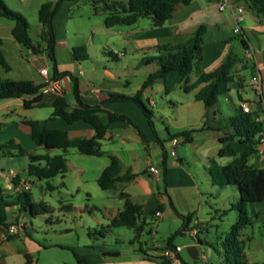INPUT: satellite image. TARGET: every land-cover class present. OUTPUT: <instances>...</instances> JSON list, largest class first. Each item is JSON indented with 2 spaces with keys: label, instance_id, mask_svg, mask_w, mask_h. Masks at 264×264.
I'll use <instances>...</instances> for the list:
<instances>
[{
  "label": "crops",
  "instance_id": "obj_1",
  "mask_svg": "<svg viewBox=\"0 0 264 264\" xmlns=\"http://www.w3.org/2000/svg\"><path fill=\"white\" fill-rule=\"evenodd\" d=\"M4 1L10 9L22 14L28 22L31 20L30 18H33L34 22L39 23L38 13L42 4L57 0ZM243 1L248 3L249 0H233L236 5L244 8V21L241 25L242 34L240 37L246 41L247 46L252 50L253 56L250 59L253 61V64L246 65V63L242 62L233 55L232 48L234 42L232 39L236 37L234 34V29L236 27L234 13L231 9L221 11L218 6L219 0H193V2L189 5L179 6L169 21H167L163 26L159 28L157 27L160 34H158L159 32H156L157 34L149 41H139L137 39L141 34L140 30H137L136 28L138 25L137 23L136 25L131 26L132 28L129 30L117 32L121 41L113 42L112 44L115 46H122L125 52H143L151 49L157 53L156 47L158 45L184 41L200 26H206L207 31L203 35L204 46L202 59L199 64L200 70L206 73L212 72L219 68L229 56L236 58V62L232 68L234 80L229 83L230 93L227 95V97L231 98L230 94H237L239 103L235 106L236 108L240 106L241 102L247 101L240 95V90L245 92L242 81V71L246 67H250L252 69V75H260L261 86L264 94V12L258 13L254 5L252 7L250 6L251 12H248L246 5L243 4ZM64 3H72V0H65L62 3V7ZM62 7L60 10H62ZM58 13L55 16L54 21L56 20ZM15 25L16 23L12 20L0 18V50L4 53L11 67V71L8 73L0 67V80L10 79L15 81H29L34 85H44L46 77L41 74V71L47 69L49 72L48 77L59 82L61 89L60 95H64L66 97V95L71 94L74 86L66 82L69 77H65L63 79L53 78L54 67L45 52L46 43L41 38V24L39 23L40 26H36L39 30L38 40L43 44V46H37L40 49L39 53L33 52L32 49L23 46L14 38L13 29L15 28ZM148 30L154 31V28L150 27ZM64 33L65 34L60 37L55 32V56L58 71L70 72L78 78L80 82L81 100L85 104L93 107L101 106L105 112H101L100 117L102 121L108 125L106 136L101 141V149L105 152L103 156L96 157L83 155L76 149H70L64 154L60 150L67 159L68 173H71L73 177V182L75 184L73 185L74 188H78V192H85L87 195L92 197L88 188L92 185H98L100 176L110 165V156H115L119 163V176L123 177L129 174L135 175L133 179L116 182L115 187L108 190L109 192L115 193V195L119 197L120 200L118 203H120L122 209L124 200L121 198L120 194L125 193L130 197L134 204L141 206V214L139 218L140 223L145 222L147 224L146 218L149 217V215H154L157 210L163 211V217L161 219L167 218L165 215L168 213V204L171 205L172 213H174L175 217L181 218L178 214H182L169 200L167 191L165 196H162L161 194L160 197L156 191V189H159L162 170L154 165V160L150 155L149 145L154 141L158 142L159 139L163 142L166 148V139L160 137L154 125L156 132L155 135L148 119L137 104L132 102H105L111 94L134 96L142 89L143 85L138 88L130 89L125 79H122L119 75L110 70L105 71V79L100 84L98 83V80L94 78L91 80L90 78L93 76V71L91 72L88 69L85 70L82 65L84 62L90 61L91 58L84 62L76 61L72 52L75 45L70 42L68 32L65 31ZM94 35L95 29L91 31L90 44L96 46L98 49L102 48L104 44L100 42L95 43L96 41L94 39ZM33 43L35 42L33 41ZM119 48L120 50L117 55L113 54L111 52L112 49L109 48V54L113 58L119 56L122 54L121 47ZM243 49L246 56V49L244 47ZM202 87L203 85L191 91L194 92V101L182 103L181 106L184 109V113L187 115V123L182 127H178L180 129H176L174 132L180 133L193 129L197 131L192 135L190 141L181 140V144H187L188 146L182 147L180 155L178 154L176 157H172L169 160L167 155L165 165L164 154L162 160L160 159V162L164 165V179L168 187L172 182V174L174 173H177L180 176L184 175L187 179V173L182 167L186 158L195 156L197 163L200 166L205 167L207 172L212 163L218 164L217 158H219V160L224 159L219 156V150L221 148L219 137L221 136V133L215 130H201V128L206 122L217 121L231 115L223 114L221 111L215 110L214 108H207L203 102L198 101L195 96ZM150 88L153 90L155 89L156 93H163L165 91L161 81H158ZM150 88H148V90ZM182 89L184 90L183 86ZM191 92L188 93L191 94ZM34 97L35 96H24L22 98L0 101V123H10L15 126L14 135H12V138L9 141L13 143L12 145L19 149L20 154L28 157L30 155H39L34 153L38 149H45L42 146H38L33 141L30 127L23 123L24 120H42L37 114H35V111L39 109L27 110L24 107V102L30 101ZM148 101L150 103L154 102L153 99L149 97ZM68 102L70 105L69 111H73L78 107L76 101L75 103H71L68 100ZM251 103L254 104V111L257 112L263 120L264 103L259 100L257 103ZM41 109H47L49 111L47 114L49 119H43L48 121V128L67 131L71 140L90 139L95 134L94 127L89 123L79 121L69 124L62 119L53 118V108L46 107ZM106 112L125 115L129 117L137 127L124 121L110 123ZM165 128L169 137L168 141L170 142L172 139L171 131L167 126ZM140 133L143 134L145 141ZM24 140H26V143H24ZM5 142L8 141L0 142V151L3 149L2 147L7 144ZM143 149H145V151ZM259 150L261 157L259 159L256 158V165L264 167V145L259 146ZM161 155L162 154H160V156ZM157 156L159 159V153ZM152 167L157 168L160 171V176L156 177L150 172V168ZM16 175L17 179L20 181V184L16 186L17 191L18 188L22 187L23 182L20 180L19 175ZM12 181H14V179H12ZM256 207H259L258 213H261V211H264L262 209L264 208V202L256 204ZM122 209H120V207H116L113 212H110L107 208L109 215L107 216L108 220L111 221L117 217ZM25 221L26 216L21 215L15 216L14 221L8 220L9 226L13 224L25 225L24 235L15 236L8 241L2 239V234L6 230L0 229V264H39L38 261L32 257V254L33 252L40 253L42 250L38 251L37 248L30 245V242L34 244L36 242L28 238L29 232ZM190 222L188 223L187 228L192 229ZM14 239H19L26 249L23 250L16 247L13 244ZM193 246H201L202 248L203 244L198 241V243L188 245V248ZM177 247L181 248V251L178 253L177 263L173 260H166L162 257L161 252L159 251H162L163 247L153 246L148 252H145L142 248L136 247L133 244V241L130 242L129 247H126L123 250L115 249L107 251L102 249L100 251L102 256H100L99 253H96V251L94 253L90 251H83L84 253L79 255L81 263L77 258L76 259L78 264H188V262L181 256V253L183 252V248L181 246H172L171 248L175 249ZM44 249H46V247H44ZM212 250L213 249L210 247V253ZM187 257L193 262V264H199L197 261H193L189 257L188 253ZM204 257L205 254H203V258Z\"/></svg>",
  "mask_w": 264,
  "mask_h": 264
},
{
  "label": "rangeland",
  "instance_id": "obj_2",
  "mask_svg": "<svg viewBox=\"0 0 264 264\" xmlns=\"http://www.w3.org/2000/svg\"><path fill=\"white\" fill-rule=\"evenodd\" d=\"M243 4L246 5L247 11L251 12L253 3L243 1ZM61 7L62 5L60 9ZM60 9L54 21L55 32L61 37L67 31L69 40L75 47H87L91 59L82 63V65L85 70L93 71L91 80L94 78L100 84L105 79V71L110 70L125 79L129 85L128 87L133 89L141 87L147 77L156 71L157 66L155 63L142 64L145 58L157 55L154 50L146 48L148 50L143 52H125L122 46L112 44L121 41L117 32L129 30L132 27L117 25L107 28L105 26L107 12L102 6L94 7L85 0H72V3H64L62 10ZM30 19L31 37L35 42L34 44L43 46L41 41L38 40L39 30L36 27L40 25L38 22H34L33 18ZM150 27L154 28V31L148 30ZM136 28L141 33L137 38L139 41H149L158 32L160 34L159 29L153 26L149 18H141ZM93 29H95V43L104 44L100 49L90 44ZM240 39L241 37L237 35L232 39L234 42L233 55L246 65L253 64L251 59L246 58ZM107 47L111 48V52L115 55L121 47L122 54L113 58ZM252 77V69L246 67L242 71L245 92L240 90V95L244 100L257 103L258 98L251 85ZM197 78L198 70L195 68L190 76V83H194ZM81 80L83 81L82 78ZM66 82L72 86L74 85L70 78ZM182 86L179 85L170 95H167L165 91L156 93L155 89L151 88L146 89L145 93L142 94L143 102L154 112L153 122L160 137L167 141L165 145L168 160L172 158L169 153L171 143L168 141L169 137L165 127L169 128L172 135L180 134L181 132L175 133L174 131L187 123V115L181 105L182 103L194 101V92H191V94L186 93ZM230 96L231 98L227 96L219 97V105L214 109L226 115H235V106L239 103V98L236 93L230 94ZM148 97L153 99L154 102L150 103ZM66 98L71 103L76 101L74 92L66 95ZM48 112L47 109H39L35 111V114L43 120L49 119ZM14 132V125L10 123L3 124L0 142H8H5L7 144L0 151V185L4 193L10 196L9 202H14L13 198L19 193L16 191V186L11 179L12 172L19 175L20 180L23 182L22 188L25 185L30 187L27 193L30 195L29 203L35 206L34 213H31L29 207L28 210L22 211L19 205L8 207L6 212L7 219L11 221L15 220V216H26L25 223L29 232L28 238L36 242L35 244L30 242V245L37 248L38 251L42 250L40 253L33 252L32 254V257L39 264H78L75 254L79 257L80 254L84 253L83 251L93 253L96 251L100 254L102 249L107 251L123 250L129 247L131 241L136 247L142 248L145 252H148L153 246L163 247L164 249L167 248L170 239H173V247L181 246L183 248L181 256L188 264H193L187 257L188 245L198 243V241L203 244L200 259L197 261L199 264H228L225 238L239 219V213L234 208L239 200V194L233 186H213L207 170L197 163L195 156L186 158L182 165L187 173V179L184 175L180 176L174 173L172 174V182L168 187L164 179V165L160 162L163 158V149L155 141L149 145L154 165L162 170L159 189H156L158 196L160 197L161 194L165 196L167 191L169 200L177 207L178 211L185 217H191L190 224L192 228H201L198 237L190 235L189 228L185 229L188 226L187 221L175 217L171 205L168 204V213L165 215L167 218L157 219L153 217L155 215H149L146 218L147 224L143 233L135 239L136 233L133 229L110 227L111 221L107 218L109 216L107 208L110 212H113L116 207L122 209L120 203H118L120 199L115 193L104 191L99 185H92L88 188L92 197L85 192H78V188L73 186L75 185L73 177L68 172L65 175L42 180L29 176L27 172V167L30 164L29 157L20 154L19 149L9 141ZM179 138L185 141V138ZM24 143H26V140H24ZM183 146L188 145L179 143L176 149L177 155H180ZM143 150L145 151V149ZM34 153L39 155L48 154L52 157L62 154L60 150L47 151L45 149H38ZM158 153L159 156L162 154L159 159ZM217 160L218 164L216 165L221 167L231 159L219 160L217 158ZM21 197L26 206V198L23 195ZM258 208L256 204L250 206L253 223L244 228L241 234L248 264H264V211L258 214ZM262 209L264 210V208ZM13 244L19 249H26L19 239H14ZM210 247L213 249L211 253ZM162 251L159 252L162 253ZM203 254H205L204 258ZM100 256L102 255L100 254Z\"/></svg>",
  "mask_w": 264,
  "mask_h": 264
},
{
  "label": "trees",
  "instance_id": "obj_3",
  "mask_svg": "<svg viewBox=\"0 0 264 264\" xmlns=\"http://www.w3.org/2000/svg\"><path fill=\"white\" fill-rule=\"evenodd\" d=\"M64 1L58 0L57 2H46L42 4L38 13V19L42 26L41 38L46 43L45 52L53 63V78L63 79L69 77L72 80L74 84L73 92L78 107L73 111H69L70 105L64 95L42 94L44 85H34L29 81H15L10 79L0 80V101L22 98L24 96H35L32 100L24 102L25 109L31 110L51 107L53 108V118L62 119L69 124L79 121L91 124L95 130L92 138L71 140L67 131L48 128L47 120L23 121L25 125L30 127L33 141L38 146L44 147L47 151L61 150L65 154L70 149H76L83 155L101 157L105 154L101 149V141L106 136L108 125L102 121L100 113L105 111L101 106L93 107L85 104L80 97L78 78L70 72H59L57 68L55 56L56 35L53 21ZM85 1L94 7H103L107 12L105 18V26L107 28L117 25L133 26L141 18H149L153 26L161 27L172 18L179 6L189 5L193 2V0ZM249 1L253 3L258 13L264 12V0ZM0 18H6L16 23L13 29V36L20 44L32 49L35 53L40 52V49L33 43L30 33L31 25L27 19L19 12L10 9L4 0H0ZM206 31V26H200L184 41L158 45L156 47L157 55L155 57L145 58L142 61V64L150 65L155 63L157 66L156 71L151 73L143 83L142 89L134 96L111 94L105 102H132L137 104L148 119L155 135L156 132L153 122L154 112L145 105L142 100V94L158 81L163 83L167 95L171 94L179 85H183L184 91L187 93L203 85L197 92L196 99L203 102L207 108L217 107L219 105V97L227 96L230 93L229 83L234 80L232 68L236 62V58L229 56L214 71L208 73L202 72L199 64L202 59L204 46L203 35ZM241 43L246 49L247 43L243 38L241 39ZM72 52L74 59L78 62H84L90 59L86 46L74 47ZM0 66L7 73L11 71V67L1 50ZM195 68L198 70V78L194 83L190 84V76ZM235 111V115L227 116L217 121L206 122L201 130L208 129L220 132L219 143L221 144V148L219 150V156L231 159L229 163L221 167L212 163L208 168V174L212 184L219 187L233 186L239 194V200L234 206L239 213V219L225 238L227 262L228 264H248L241 234L244 228L253 223L250 215V206L264 202V167L256 165L255 161L256 158L261 157L258 137L264 131V119L258 120L259 114L255 111L252 113L243 112L240 106L236 107ZM106 113L110 123L124 121L135 125L125 115H118L111 112ZM2 129L3 124L0 123V133ZM196 131L194 129L184 131L180 134L172 135L171 138L184 137L186 141H190ZM141 136L145 141L143 134ZM158 143L163 148L165 165L168 153L163 142L158 139ZM64 154L53 157L48 154L30 155V164L27 167L29 176L42 180L51 179L58 175H65L68 172V166ZM110 160V165L104 170L98 181L99 187L104 191L113 189L118 181L133 179L135 177L132 174L123 177L119 176L120 168L118 159L115 156H110ZM13 182L15 186L20 184L18 179H14ZM22 195L26 198V206L24 205L25 201L21 197ZM120 196L124 200L123 209L117 217L111 220L110 227L133 229L137 239L143 233L146 225L145 222H139L141 206L134 204L125 193H121ZM8 199H10V196L4 193L0 185L1 230H7L9 228L6 212L8 207L19 205L22 211L28 210L29 207L31 213H34L35 210V206L29 203L30 195L26 190L17 193L15 198H13L14 202H9ZM178 216L185 219L187 223L191 221L190 216L185 217L180 214ZM185 229H187V226ZM172 242L173 239L168 241V248L172 247ZM75 256L81 263L78 255L75 254Z\"/></svg>",
  "mask_w": 264,
  "mask_h": 264
},
{
  "label": "built area",
  "instance_id": "obj_4",
  "mask_svg": "<svg viewBox=\"0 0 264 264\" xmlns=\"http://www.w3.org/2000/svg\"><path fill=\"white\" fill-rule=\"evenodd\" d=\"M219 9L221 11L231 9L234 13L235 21H236V27L234 29V34L237 36H240L242 34V23L244 21V8L241 6L236 5L233 0H219L218 2ZM253 53L252 50L247 46L246 48V58L250 59L252 58ZM41 74L46 77L44 87L42 89V94L45 95H60L61 89L59 82L52 80L48 77V70L44 69L41 71ZM251 85L253 86V90L258 98V100L262 103H264V94L261 86V78L259 74H255L252 77ZM240 107L242 108L243 112L245 113H252L254 112V104L248 101H243L240 103ZM258 120H262V118L259 116ZM260 146L264 145V131L260 134L258 137ZM171 147H170V155L171 157H176V149L181 143L180 138H173L170 140ZM168 153V152H167ZM150 172L155 175L156 177L160 176V171L157 168H150ZM12 179H17V175L15 173H11ZM24 190L29 191L30 187L25 185L24 188L20 187L17 189L18 192H22ZM155 218L161 219L163 217V211L157 210L154 214ZM189 233L193 237H198L200 233V228L194 227L192 229H189ZM25 234V225L23 224H13L9 226V228L2 234V239L5 241H8L11 237L15 236H21ZM181 251L180 247H177L175 249L173 248H164L161 255L166 260H173L174 262H178V253Z\"/></svg>",
  "mask_w": 264,
  "mask_h": 264
},
{
  "label": "water",
  "instance_id": "obj_5",
  "mask_svg": "<svg viewBox=\"0 0 264 264\" xmlns=\"http://www.w3.org/2000/svg\"><path fill=\"white\" fill-rule=\"evenodd\" d=\"M260 157H258L259 159ZM201 246H193V247H189L187 248V253L189 255V257L193 260V261H198L200 259V252H201Z\"/></svg>",
  "mask_w": 264,
  "mask_h": 264
}]
</instances>
